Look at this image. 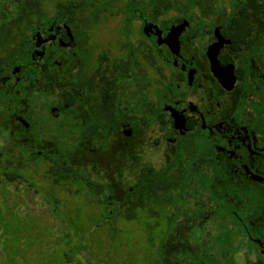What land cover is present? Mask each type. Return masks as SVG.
<instances>
[{
	"label": "flooded vegetation",
	"instance_id": "af4514ba",
	"mask_svg": "<svg viewBox=\"0 0 264 264\" xmlns=\"http://www.w3.org/2000/svg\"><path fill=\"white\" fill-rule=\"evenodd\" d=\"M102 1L0 0V130L34 163L78 161L102 190L117 172L101 146L135 144L138 162L122 173L130 164L134 177L149 164L139 155L154 150L163 205L178 199L160 264L180 255L183 234L190 264H264V0L147 18L161 43L145 35L157 64L146 91L129 85V27L114 49L91 42L116 8L102 9ZM182 21L172 49L163 39ZM69 141L78 155L60 148ZM213 240L225 245L216 256L207 247Z\"/></svg>",
	"mask_w": 264,
	"mask_h": 264
},
{
	"label": "rangeland",
	"instance_id": "374dc122",
	"mask_svg": "<svg viewBox=\"0 0 264 264\" xmlns=\"http://www.w3.org/2000/svg\"><path fill=\"white\" fill-rule=\"evenodd\" d=\"M126 1H114L116 8L107 10L101 26L92 31L91 42L114 49L129 27V85L137 83L146 91L157 75V64L152 62L154 56L140 20L134 17L124 23ZM176 12L173 8L164 16ZM141 101L140 97L129 98L134 107L141 106ZM139 109L133 117L140 115ZM60 138L65 141L68 135ZM60 148L70 150L71 141ZM21 152L0 130V264H160V245L171 231L168 219L175 217L178 199L163 205L165 192L158 185L159 172L157 183L150 182L156 190L143 192L145 204L136 203L140 192L135 196L136 205L119 214L116 202L106 203L98 181L80 167L61 163L74 167L66 171L55 163H34L32 157H21ZM139 161L158 167L159 155L146 147ZM134 178L129 171L122 183L128 185ZM210 245L214 256L225 249L220 241H208L207 247Z\"/></svg>",
	"mask_w": 264,
	"mask_h": 264
},
{
	"label": "trees",
	"instance_id": "16d2710c",
	"mask_svg": "<svg viewBox=\"0 0 264 264\" xmlns=\"http://www.w3.org/2000/svg\"><path fill=\"white\" fill-rule=\"evenodd\" d=\"M125 7L126 14H129V22L132 18L137 17L141 21H145L151 18L154 20H159L160 17L164 16L169 10L176 9L179 12L186 13L191 9H198L202 12H209V11H216L221 10L219 8L220 0H127ZM181 4V5H180ZM103 8L108 9V7H113V3L110 0H103L102 1ZM166 20V19H165ZM164 20V21H165ZM175 21H179V18H176ZM141 130H136L135 138L139 139ZM103 135L109 134L110 132L102 131ZM131 140V137H129ZM142 140V139H141ZM143 141V140H142ZM80 147L78 146H71L70 150H68V154H74L75 156L78 155ZM87 157L88 155H92L91 152L88 151L90 148H85ZM102 156V160H108L109 163L114 164V170L117 172V178L111 179L108 176V183L106 188L103 189L105 192V201L106 203H114L117 204V212L122 214L123 211L134 207L135 204V196L141 192V197L138 198V204L141 206L144 205V201L142 199L143 192L153 191L156 188H152L150 182L156 181L158 175V168L148 164L145 167L139 168L138 175L135 176L132 183L125 185L122 183V173L127 167V162L134 163V165L138 162V156L136 155V147L135 144L129 141V145L121 146H101L100 147ZM59 152H54V154ZM21 157H31L30 155L26 154L25 151L21 152ZM87 163H92L95 166V162L97 161L93 156L88 157ZM103 161V162H104ZM57 167H60L66 171L72 170V167L66 168L65 166L61 165L60 161L54 162ZM73 165L76 167H80V163L76 160H72L68 166ZM54 167V166H53ZM57 168L55 170H59ZM129 171H130V164H129ZM7 175H11L8 174ZM12 175L10 176V178ZM154 178V179H153ZM154 182V183H155ZM157 187V185H156ZM148 188V189H146ZM102 189V188H101ZM180 239V248H177L176 251H180V255L173 257L166 255L164 260V264H190V251L189 248L186 247L190 245L187 243V240L184 237V234L179 238ZM174 251V248L172 249ZM160 262H162L160 260Z\"/></svg>",
	"mask_w": 264,
	"mask_h": 264
},
{
	"label": "water",
	"instance_id": "95a60500",
	"mask_svg": "<svg viewBox=\"0 0 264 264\" xmlns=\"http://www.w3.org/2000/svg\"><path fill=\"white\" fill-rule=\"evenodd\" d=\"M187 25H188L187 21H182L179 24H172L169 28V32H168L167 36L163 39V41L165 43H167L169 45V47L174 49V46L177 47V45H178L177 36L181 33L182 28H184ZM142 32L144 33V35H149L151 32H153L155 35L158 36L157 44L161 43V41L159 39L160 29H158L156 24L149 23L147 20H145L143 27H142ZM129 133H130V130H129Z\"/></svg>",
	"mask_w": 264,
	"mask_h": 264
}]
</instances>
